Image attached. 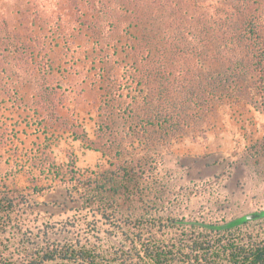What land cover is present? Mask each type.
Returning <instances> with one entry per match:
<instances>
[{
    "label": "rangeland",
    "instance_id": "rangeland-1",
    "mask_svg": "<svg viewBox=\"0 0 264 264\" xmlns=\"http://www.w3.org/2000/svg\"><path fill=\"white\" fill-rule=\"evenodd\" d=\"M194 1L0 0V83L10 93L0 91V196L7 186L19 202L16 219L24 227L15 253L42 241L95 246L108 260L120 243L127 249L122 234L132 232L129 212L115 216L120 223L106 222L81 208L83 199L67 183L71 162L83 177L107 162L73 132L94 138L108 106L107 79H127L152 54L217 48L207 31L212 8L199 7L231 0ZM261 9L264 20V0ZM170 63L180 67L177 60ZM207 118L205 134L186 129L159 147L158 208L173 218L223 226L264 211V165L253 166L246 152L264 135V114L254 101L223 100ZM139 212L136 206L133 213ZM187 228L153 233L186 242ZM239 230L213 232L210 244L264 239V219ZM220 258L226 263V255Z\"/></svg>",
    "mask_w": 264,
    "mask_h": 264
},
{
    "label": "trees",
    "instance_id": "trees-1",
    "mask_svg": "<svg viewBox=\"0 0 264 264\" xmlns=\"http://www.w3.org/2000/svg\"><path fill=\"white\" fill-rule=\"evenodd\" d=\"M199 8H212L214 14L209 16L207 31L217 48L208 53L194 52L195 55L152 54L144 59L141 68L130 69L127 79H107L108 106L94 138L90 139L85 130L73 132L75 140L85 142L107 162L84 177L76 174L71 162L66 168L67 183L83 199L81 208L106 222L112 219L111 223H120L115 216L129 212L132 232L130 237L122 234L127 249L120 243L114 257L108 260L95 246L42 241L23 244L21 252L15 253L13 248L18 245L16 240L24 225L16 219L18 199L5 186L0 196V264H47L57 260L62 264H264V239L255 241L249 237L247 242L232 240L225 245L217 239L218 246L210 244L211 233L240 231L249 221L264 219V211L217 226L173 218L158 208L162 142L186 129L205 134L208 126L202 124L209 123L208 115L223 100L254 101L264 114L261 0H231ZM13 53L15 50L10 51ZM174 60L180 67H172L170 61ZM204 63L208 69L202 68ZM6 87L0 83V91L9 95ZM44 107L51 118L62 121L53 108ZM246 152L253 166L264 165V135ZM54 169L58 177L59 169ZM40 189L33 188L38 192ZM136 206L138 214L133 213ZM184 225L190 232L186 242L179 238L165 241L153 233L166 227L183 230ZM221 255H227L226 263Z\"/></svg>",
    "mask_w": 264,
    "mask_h": 264
},
{
    "label": "built area",
    "instance_id": "built-area-1",
    "mask_svg": "<svg viewBox=\"0 0 264 264\" xmlns=\"http://www.w3.org/2000/svg\"><path fill=\"white\" fill-rule=\"evenodd\" d=\"M223 245H225V244H223ZM197 253H199V252H197ZM226 254V253H225ZM227 256V255H226ZM227 260V259H226Z\"/></svg>",
    "mask_w": 264,
    "mask_h": 264
}]
</instances>
